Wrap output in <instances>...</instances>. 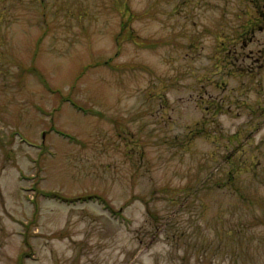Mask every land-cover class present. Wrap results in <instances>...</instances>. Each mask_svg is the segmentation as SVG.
Listing matches in <instances>:
<instances>
[{"label": "rangeland", "instance_id": "1", "mask_svg": "<svg viewBox=\"0 0 264 264\" xmlns=\"http://www.w3.org/2000/svg\"><path fill=\"white\" fill-rule=\"evenodd\" d=\"M0 264H264V0H0Z\"/></svg>", "mask_w": 264, "mask_h": 264}]
</instances>
